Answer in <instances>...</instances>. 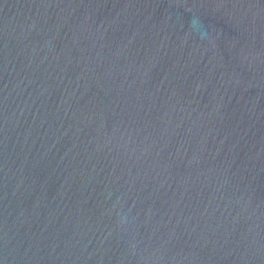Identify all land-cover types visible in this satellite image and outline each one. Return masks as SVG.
<instances>
[{"label": "water", "instance_id": "obj_1", "mask_svg": "<svg viewBox=\"0 0 264 264\" xmlns=\"http://www.w3.org/2000/svg\"><path fill=\"white\" fill-rule=\"evenodd\" d=\"M0 264H264V0H0Z\"/></svg>", "mask_w": 264, "mask_h": 264}]
</instances>
